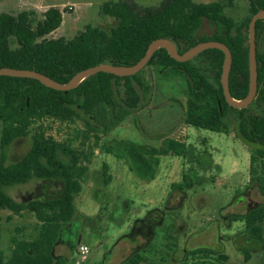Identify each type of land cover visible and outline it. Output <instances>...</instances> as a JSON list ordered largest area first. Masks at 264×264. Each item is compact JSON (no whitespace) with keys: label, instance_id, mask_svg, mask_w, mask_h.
Here are the masks:
<instances>
[{"label":"trees","instance_id":"16d2710c","mask_svg":"<svg viewBox=\"0 0 264 264\" xmlns=\"http://www.w3.org/2000/svg\"><path fill=\"white\" fill-rule=\"evenodd\" d=\"M235 0H228L232 5ZM249 4V15L240 21L228 16L223 2L198 4L195 0H164L156 7H141L132 0L108 2L102 14L117 21L109 33L98 27H87L75 40L47 39L58 30L63 17L57 8H50L44 20L34 28L30 14H0V68L33 70L56 82L66 84L79 72L98 66H133L146 54L149 45L161 38L174 42L180 54L199 43L217 41L226 44L233 61L229 77L230 92L242 100L249 92V25L253 16L264 10V0H244ZM208 25L212 32H203ZM264 37V20L256 25L258 93L252 105L263 115H248L249 108L231 107L222 87L225 55L210 49L188 62H177L165 49L158 50L147 67H158L164 78L180 77L187 84V109L184 123L214 133L225 128V119L236 114L237 133L244 143L264 145V53L259 50ZM14 39L21 45L13 47ZM146 67V68H147ZM144 71V70H143ZM143 71L130 77L99 73L83 81L68 92L47 88L29 78L0 77V151L5 155L20 138L32 139L27 154L16 164H0V224L1 211L13 215L25 212L34 215L39 223V235L32 240L12 239V256L7 261L0 251V264H62L52 254L61 229L77 213L75 201L83 190L89 171L84 165L83 153L47 136L48 121L75 123L83 121L92 132L107 136L124 120L143 106L152 87L143 77ZM106 152L124 160L129 170L141 181L150 183L157 177L161 158L186 157L188 145L174 138H166L160 148L124 142L118 147L107 146ZM251 167L264 159V149L252 150ZM5 158V156H3ZM104 165L105 184L112 177ZM186 176H184V181ZM264 192V179L254 178ZM33 180H58L63 183L62 196L48 201L18 202L7 188L25 185ZM182 188V186L173 185ZM252 240L264 252V205L241 218ZM238 220V218H235ZM217 255L211 249H196L189 257ZM228 261L227 255H219ZM245 259H249L248 251ZM130 264H150L139 253L129 259Z\"/></svg>","mask_w":264,"mask_h":264},{"label":"rangeland","instance_id":"374dc122","mask_svg":"<svg viewBox=\"0 0 264 264\" xmlns=\"http://www.w3.org/2000/svg\"><path fill=\"white\" fill-rule=\"evenodd\" d=\"M119 1L0 0V14L28 12L34 28L50 8H57L63 17L62 25L46 38L71 41L89 26L108 33L116 28L117 21L103 16L102 9L108 2ZM132 1L141 7H156L164 0ZM195 1L198 4L223 2L227 15L236 21L249 15V4L244 0H235L232 5L228 0ZM203 32L210 34L212 30L206 24ZM11 44L21 45L14 39ZM259 44L260 52L264 53V37ZM143 77L152 87L150 95L136 113L107 136L92 132L83 121L47 122L50 127L47 136L83 153L82 162L89 168L83 190L75 201L77 213L58 234L52 251L54 259H61L62 264H128L118 260L145 248L139 253H144L150 264H264L261 244L252 241L250 236L248 242L240 235L245 232L241 218L264 205V192L254 179H264V159H258L251 167L252 150L264 149V145L244 143L239 138L235 113L227 116L221 133L185 124L188 98L185 80L164 78L158 67L145 68ZM248 108V115H263L255 105ZM2 127L0 123V136ZM166 138L185 142L189 149L183 158H161L160 187L141 181L124 160L105 149L124 142L160 148ZM31 146L30 137L16 140L5 155L0 151V164L3 160L8 165L16 164ZM105 164L112 177L109 185L104 179ZM175 184L182 188L173 187ZM6 192L18 202L48 201L62 196L63 183L33 180L7 188ZM1 216L0 251L8 261L12 256V239L37 238L39 223L30 212L16 216L2 210ZM229 224H235V230ZM233 231L239 237L232 235ZM81 245L90 249L84 261L79 254ZM194 249H211L217 255L194 259L189 257ZM219 255H228L229 260L220 261Z\"/></svg>","mask_w":264,"mask_h":264},{"label":"water","instance_id":"95a60500","mask_svg":"<svg viewBox=\"0 0 264 264\" xmlns=\"http://www.w3.org/2000/svg\"><path fill=\"white\" fill-rule=\"evenodd\" d=\"M259 20H264V10L256 13L249 25V70H250V86L248 95L242 100H236L232 97L229 86V77L232 67L233 55L229 47L221 42L208 41L202 42L191 48L184 54H180L173 41L165 38L153 41L145 54V56L133 66H115L111 64H100L88 69H85L76 74L68 83L62 84L54 81L48 76L33 70L0 68V77L13 78H29L42 83L47 88L68 92L77 88L86 79L95 76L99 73L112 74L118 77H130L143 71L154 54L160 50L165 49L168 54L177 62H188L194 59L202 52L210 49L221 50L225 55L223 73H222V87L227 103L238 110L250 107L257 97L258 93V61H257V43H256V25Z\"/></svg>","mask_w":264,"mask_h":264},{"label":"crops","instance_id":"0c3cea01","mask_svg":"<svg viewBox=\"0 0 264 264\" xmlns=\"http://www.w3.org/2000/svg\"><path fill=\"white\" fill-rule=\"evenodd\" d=\"M162 174H160V173H158L157 174V177H156V179L154 180V181H152V182H150V183H152V185L153 186H156V187H160V185H161V182H162ZM159 207V206H158ZM155 213H160L161 214V216H162V213H161V211L160 210H156L155 211ZM243 223H244V221H242ZM131 224V223H130ZM130 224L128 225V229H129V226H130ZM244 225H245V223H244ZM229 226V228H231L232 230H235V228H236V225L235 224H229L228 225ZM244 229H245V226H244ZM232 235H234L236 238L237 237H239V235L237 234V231H233L232 232ZM240 235H242L243 237H245L246 238V240L249 242V234L246 232V230H245V232H243L242 234H240ZM248 235V236H247ZM249 237V238H248ZM251 239V238H250ZM252 240V239H251ZM252 241H254V240H252ZM143 250H145V248L144 249H142V250H140V251H136L135 253H133L129 258H124V257H122V259L120 260H118L119 261V263L120 262H127L128 264H130L129 263V259L134 255V254H136V253H139V252H141V251H143ZM194 250H196V249H194ZM125 251H126V244H125V246H124V248H123V255L125 254ZM144 259H146L149 263H150V260L145 256V254L144 253H139ZM228 256V255H227ZM228 260H229V256H228Z\"/></svg>","mask_w":264,"mask_h":264},{"label":"built area","instance_id":"2783aa9c","mask_svg":"<svg viewBox=\"0 0 264 264\" xmlns=\"http://www.w3.org/2000/svg\"><path fill=\"white\" fill-rule=\"evenodd\" d=\"M70 9H72V8H70ZM89 253H90V249L87 246L81 245L79 247V254H80L81 259L83 261L87 259Z\"/></svg>","mask_w":264,"mask_h":264}]
</instances>
